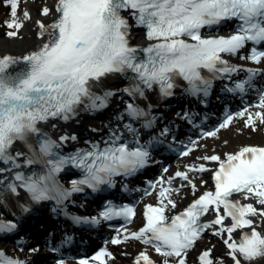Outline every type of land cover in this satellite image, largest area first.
<instances>
[{
  "label": "snow or ice",
  "instance_id": "1",
  "mask_svg": "<svg viewBox=\"0 0 264 264\" xmlns=\"http://www.w3.org/2000/svg\"><path fill=\"white\" fill-rule=\"evenodd\" d=\"M3 2L10 9L9 19L4 22L8 29L5 35L17 38L24 21L31 19L30 13L24 10L21 19L20 0ZM53 12L55 19L51 24L39 23V36L45 42L37 49L23 57L0 56V165L6 166L0 167V173L42 165L41 173L25 175L24 171H15L7 184V190L18 194L17 189L22 188L37 203L53 200L59 205L85 188L97 192L104 185L113 187L115 177L134 175L148 165L149 149L159 140L153 137L152 142L141 143L140 129L131 122L123 124V130L119 125L109 128L106 138L86 141L88 147L65 154L60 152L62 145L77 137L66 134L54 140L43 131L42 126L49 121H68L81 110L98 112L107 108L116 93L94 91L104 78L125 75L130 83L122 91L133 99L145 98L146 91L154 86L161 97H170L180 86L178 80L187 82L186 91L191 95L207 96L213 79L230 77L241 70L224 55H236L251 42L254 46L242 58L257 65L264 62V48L256 47L264 45V0H56L54 9L42 8L43 16ZM229 22H235V28L228 35L202 34L205 29L218 33ZM134 27L144 30L147 46L131 43ZM202 70L211 73L212 78L203 75ZM246 71L247 79L228 91L244 93L246 86L254 87L252 81L259 70ZM254 107L255 112L246 106L235 116L226 113L214 131L203 135L215 137L237 117L245 120V127L256 130L258 125H264V90ZM150 110L151 105L142 108L127 103L116 120H139L141 128L149 129L156 120ZM167 131L165 128L160 135ZM32 137L36 138L35 146L29 142ZM17 142L25 145L27 153L12 151ZM191 151L189 147L181 154L186 156ZM20 158L23 164L19 163ZM200 159L216 162L218 167L212 170L204 164L192 165L188 172L177 171L175 177L186 181L195 193L197 185L188 173L212 171L214 191L204 192L183 212L169 216L167 210L169 206L176 207L172 197L179 189L172 187L174 178L165 181L162 177L158 182V205H146L143 227L134 232L126 227L117 229L110 243L134 239L164 257L163 264H169V258H174L176 264H187L189 251L210 231L223 240L232 264H258L264 260V231L258 230L257 223L264 221V146H244L226 154L224 159L219 155ZM66 169L81 173V178L71 180L70 188L58 179ZM249 200L255 204L242 202ZM209 213L214 218L203 220ZM135 215L134 207L109 201L99 217L84 222L99 224L101 219L117 218L130 222ZM228 219L230 224L225 223ZM15 228V223L0 221V233ZM238 231L241 235L236 239L234 233ZM110 259L114 257L107 248L92 257L99 264H107ZM198 259L199 264H217L211 249L202 252ZM0 264L25 262L0 251ZM79 264L88 261L80 260ZM134 264L156 262L145 250Z\"/></svg>",
  "mask_w": 264,
  "mask_h": 264
},
{
  "label": "bare ground",
  "instance_id": "2",
  "mask_svg": "<svg viewBox=\"0 0 264 264\" xmlns=\"http://www.w3.org/2000/svg\"><path fill=\"white\" fill-rule=\"evenodd\" d=\"M55 4H56V0H24L23 2L20 0L18 17H20L22 19L23 18V11L27 10L30 13L31 19L24 21V27L20 30V34L17 38H9L3 34L4 32L2 30V22L4 20L9 19V11H10V9L5 6L6 9L5 8L4 9L6 11V16H4L3 18L0 17V56H3V55H12V56L27 55L29 52L37 49L42 43H44L45 40L41 39L39 36V32H40L39 23L43 22L46 25L51 24L55 19V14L53 12L49 16H43L42 15V8L47 6L49 8L54 9ZM0 16H1V12H0ZM140 40L142 41V39H140ZM111 88L113 89L114 92L120 89L118 84H114L113 86H111ZM261 90H264V86L259 87L257 89V91L253 93L254 94L253 100L255 103H258L259 94H260ZM250 93H251V91L249 92L248 95H250ZM244 108H245V106L240 107L238 109V112L243 111ZM250 110L255 112L257 109H253V107H252ZM238 119L243 121V124H241L240 128L237 129L236 131L238 133L239 132L243 133L245 128H247V127H245V120L243 118L237 117V120ZM99 123H100V121H98L96 124H94V126H96L98 130H101L103 125H101ZM103 127H105V129L103 131H106L107 127L106 126H103ZM45 132L49 133V136L55 137L57 140H59V137L62 135H66V134L67 135H73L74 134L72 132V128H65L64 129V128H59V127L52 128L51 130L46 129ZM258 133H260V131ZM240 142H241V137H239L238 135H235V133H229L228 132L227 134L226 133L223 134L222 131H219L215 137L205 138L204 142H202L201 145H198L199 153H197V154L204 157V156L215 155L217 153L215 151H222L225 154L233 153V152H236L237 150H239L240 147L241 148L244 147V145L239 147ZM263 145H264V143L260 144L259 146H263ZM21 160L23 161V158H20L19 161H21ZM187 161L178 160V161L169 163L168 173L162 174L159 176V180H161V178L163 177L165 181L169 177L174 178L172 187L179 189V192L175 193L172 197L173 200L176 202V204H179L178 202L180 200H182L181 198L184 195L189 194V192L190 193L193 192L191 189V186L188 185L186 181H183L181 178L175 177V173L177 171L187 172V170H185V168H181L182 164L185 163L184 166H189V165H197L198 166L200 164H204L207 168H211V167L213 168L216 166L215 162H210V161H205V160H202L199 163L196 162L195 160H191L189 162H187ZM193 163H196V164H193ZM210 172L211 171H208L205 173H200V174L197 173L196 175L188 173L190 178L196 183L197 191L201 190L200 183L208 180V178L210 177ZM1 174L2 173H0V175ZM198 179L200 180V183H199ZM182 185H183V187H181ZM164 186L166 187L167 184H164ZM159 190H160V184L158 183L156 192L151 196L150 195L147 196L144 199L145 203H153L151 201H155L158 203V201H159ZM200 192L202 193V190ZM242 202H251V203L255 204L254 200L242 201ZM258 230H260L259 225H258ZM211 235L215 236L213 234H211ZM109 246H110L111 252H113L115 255H120L122 257V259H124V261L126 260V262H128L130 260L129 255L134 253V252L131 253V250H129L127 248H124V249H123V247L121 248L120 247L121 244L119 245V244H111L110 243ZM138 249H139V252L146 250V248L142 245H139ZM122 263H123V261H122ZM49 264H65V262L62 259L57 258ZM71 264H78V263L77 262H75V263L71 262ZM117 264H120V262L118 261ZM258 264H264V260L259 261Z\"/></svg>",
  "mask_w": 264,
  "mask_h": 264
},
{
  "label": "rangeland",
  "instance_id": "3",
  "mask_svg": "<svg viewBox=\"0 0 264 264\" xmlns=\"http://www.w3.org/2000/svg\"><path fill=\"white\" fill-rule=\"evenodd\" d=\"M23 1L24 0H22V2ZM4 8H5L4 2L3 0H0V12H1L0 17L1 18L6 16V11H5L6 8L5 9ZM5 21L6 20L2 22V30L4 32L3 33L4 35L6 31L8 30L6 27H4ZM241 124H243V121H241L240 119L238 120L236 119L230 127L225 128L223 130L221 129V131L223 132V134L225 133L227 134L229 132V133H235V135H238L239 137H241V142L239 146L245 145V144L259 145V144L264 143V125H258L256 130H253L251 128H245L243 133H240V132L238 133L236 130L240 128ZM259 131L260 133H258ZM215 152H217L221 156H224V153L222 151H215ZM197 153H199V149H197V151L193 153V155L188 159V161L195 160L197 162L198 160H201L200 158L202 156L198 155ZM199 183H200V180H199ZM201 183H200V186L202 185V189L207 188L208 184L206 181H203ZM198 193L199 192H196V193L189 192V194L184 195L181 198L182 200L178 202L179 204H176V207L173 208V210L169 209V211H173V213H175L181 210L192 198L198 195ZM256 206L260 207L259 205H256ZM257 223L259 225L260 230L264 231V221L257 220ZM239 237H240V233L238 232L235 238L238 239ZM138 244H139L138 242H127L125 243V245L120 246V247L121 248L123 247V249L127 248L131 250V253L134 252L133 254L129 255V259L132 260L133 258H135L136 256L135 254L139 252V249L137 248ZM209 249H211L214 256L216 257L217 264H220L221 261L223 262V264H232L231 258H228V249L226 245L224 244L223 240L220 237L212 236V235L205 236L199 243L195 245L193 249L189 251L188 256H187V264H198L196 261L198 254L203 250H209ZM118 261L120 262V264H127L126 260L124 261V259H122L120 255H118V258L115 256V260L112 262V264H117Z\"/></svg>",
  "mask_w": 264,
  "mask_h": 264
}]
</instances>
